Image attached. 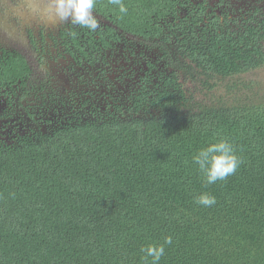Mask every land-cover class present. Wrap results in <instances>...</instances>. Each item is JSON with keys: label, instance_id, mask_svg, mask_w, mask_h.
<instances>
[{"label": "trees", "instance_id": "trees-1", "mask_svg": "<svg viewBox=\"0 0 264 264\" xmlns=\"http://www.w3.org/2000/svg\"><path fill=\"white\" fill-rule=\"evenodd\" d=\"M123 3L61 31L64 84L0 60V264H151L167 236L159 264H264V97L186 89L264 68V0ZM221 138L241 163L207 184L193 156Z\"/></svg>", "mask_w": 264, "mask_h": 264}, {"label": "flooded vegetation", "instance_id": "flooded-vegetation-1", "mask_svg": "<svg viewBox=\"0 0 264 264\" xmlns=\"http://www.w3.org/2000/svg\"><path fill=\"white\" fill-rule=\"evenodd\" d=\"M69 24L55 21L51 0H0V60L6 54L20 53L40 63V71L48 70L58 81L68 82L60 33ZM2 94L0 90V118L6 108Z\"/></svg>", "mask_w": 264, "mask_h": 264}, {"label": "clouds", "instance_id": "clouds-1", "mask_svg": "<svg viewBox=\"0 0 264 264\" xmlns=\"http://www.w3.org/2000/svg\"><path fill=\"white\" fill-rule=\"evenodd\" d=\"M109 3L118 6L119 13H127V7L123 0H109ZM51 4L54 6L56 22L71 23L92 31L99 27V21L94 14L96 0H51ZM193 162L199 166L207 184H214L217 180L226 179L235 173L241 163L232 144L224 138L199 150L193 156ZM196 203L210 207L216 203V199L205 193L196 198ZM171 243V236L165 237L164 244ZM164 244L149 245L143 248L142 251L146 255L142 259L147 261V258L151 257V264H159L165 253Z\"/></svg>", "mask_w": 264, "mask_h": 264}, {"label": "rangeland", "instance_id": "rangeland-1", "mask_svg": "<svg viewBox=\"0 0 264 264\" xmlns=\"http://www.w3.org/2000/svg\"><path fill=\"white\" fill-rule=\"evenodd\" d=\"M58 84L62 85L59 82ZM209 84L210 86L216 84V86L214 89H210L208 85L201 82L187 84L186 89L189 90L191 107L209 105L221 100L227 101L235 96L242 99H246L252 94L264 97V68L224 81L213 80ZM244 86H250L254 91H247Z\"/></svg>", "mask_w": 264, "mask_h": 264}]
</instances>
